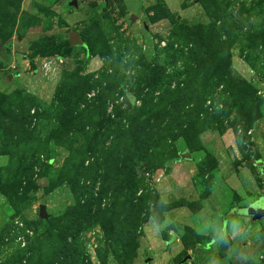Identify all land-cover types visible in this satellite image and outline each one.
<instances>
[{"label":"rangeland","instance_id":"rangeland-1","mask_svg":"<svg viewBox=\"0 0 264 264\" xmlns=\"http://www.w3.org/2000/svg\"><path fill=\"white\" fill-rule=\"evenodd\" d=\"M72 1L0 0V117L14 124L0 140V186L10 188L0 191V264H26L39 252L55 254L49 264H264V217L249 214L264 206V0ZM86 23L95 28L88 58L80 35ZM177 35L175 48L197 51L191 64L198 80L220 74L223 82L204 106L199 96L185 105L191 115L181 125L190 131L172 120L165 133L168 121L152 110L161 91L145 87V74L167 64ZM90 75L101 85L79 99V110L96 108L98 122L108 115L115 122L94 149L113 164L126 160L142 184L113 203L97 183V204L79 230V216L66 214L85 204L80 193L68 181L46 188L69 156L65 145L81 161L106 135L97 123L83 127L72 117L64 126L50 107L80 95ZM225 82L235 94L221 93ZM96 97L106 102L89 106ZM31 101L37 106L26 117L22 103ZM172 145L190 159L174 160ZM24 176V188L10 187ZM42 204L48 218L40 217ZM61 231L74 247L67 258Z\"/></svg>","mask_w":264,"mask_h":264},{"label":"trees","instance_id":"trees-1","mask_svg":"<svg viewBox=\"0 0 264 264\" xmlns=\"http://www.w3.org/2000/svg\"><path fill=\"white\" fill-rule=\"evenodd\" d=\"M87 25L80 31V35L82 40L85 43L86 51H87V58L89 57L91 52H94V44H92V34L95 30L94 26L92 24L86 23ZM195 27V29H198V27H201L198 25H183V29H190ZM181 28V29H182ZM176 33V32H175ZM194 36V35H193ZM196 39V37H194ZM176 41H172L167 49V64H160L159 62L155 63V66L148 69L149 71L146 72V84L145 87H152L156 91H161L160 95L157 96V101H153V112H158V114H163L165 117V120L168 121L165 129V133H171L167 129L171 128L172 120L177 124L178 131H190V128H182L181 125L184 121L188 120V117L191 115V113L187 114L185 110V105L190 102L192 99H194L196 96H199L201 99V106H204V100L209 94H213L215 92L216 86L219 85V83L223 82L222 78L223 75H218L219 77L216 81L209 80L207 77H204L202 82H200L198 79L197 70L191 64V61L195 56H197L196 49L189 48H181L177 47L175 48V45L180 42L181 37L177 35ZM64 43V40H57L54 43V48H59L56 46H60ZM35 56H32V58ZM182 60L184 61L183 67L178 66V61ZM173 68L171 71L168 72V68ZM106 73V72H105ZM102 75V79L104 80L106 77V74ZM94 77V76H93ZM90 79H92V75L89 76V83L85 81L83 84L85 86L81 87L80 95L76 93H72L70 97L68 98V102L65 103L62 102V98H59L57 101V104L55 105L56 108H53L51 106V109H59L60 110H54L56 116L58 117L60 123H62L65 126L66 119H72L74 124H77L78 121L79 125H82L83 127L88 126L93 123H97L100 126V129H103L104 132V140L102 142H98L99 138H95L94 134L93 137L95 138V142H91L89 144L87 154L88 156H85L81 161L80 159H76V156H79L77 153L74 154V147L69 148L70 145H65L69 149V156L65 160L62 168H60L58 175L56 176L55 182L51 183L49 186H47L46 190L49 192L51 189H54L55 187L59 186V184L63 183L64 181H68L73 192L80 193V198L84 199L85 204L79 205V202L76 206V208L72 207L67 211V216L73 217V214H77L79 216V220H73L75 222V226L78 228L79 224V230L83 225V221L85 219H89V212L92 210L93 204L96 203L95 200H93L95 188L97 183H100L99 194L102 197H106L110 202L113 201V203L116 201H120V195L127 192L128 194H134L139 186H141L142 181L137 176L135 172H132V170L129 169L128 163L126 160H116V162L113 164L111 160L104 155H98V151L94 149V147L100 146L98 143H105L106 138L110 135L111 132H114L111 130L112 124L115 123L113 119L111 118V115H108L107 117L103 118V121L98 122L97 117V111L95 109L86 108L85 110H79V106L77 105L79 99H87L86 94L92 89L96 88L97 86L101 85V80H93V82H90ZM174 81H177V86L175 88H172V83ZM182 84H184L182 86ZM244 86V87H243ZM241 89L242 92L241 96L245 97L246 89H247V83L245 82V85H243ZM231 92L235 94V90L230 87L228 82H225V88L222 89L221 93H228ZM107 95V94H106ZM109 96V95H108ZM1 100V99H0ZM96 101H101L105 103L104 100H100L99 97H96L92 103L89 104V106H94ZM143 102H146V98H143ZM22 109L24 110L23 114L27 117L30 115V110L33 106H37V104H34V101L29 102L28 106L24 103H22ZM0 105H3L0 103ZM97 108H100L98 105H96ZM146 107V104L143 103V112L144 108ZM194 108L190 109L194 112V114H198V108L199 106H193ZM105 108V106L102 105V110ZM147 108V107H146ZM50 109V110H51ZM208 110L207 108L205 109ZM53 111V110H52ZM192 112V113H193ZM105 114V111H103ZM186 113V114H184ZM210 113V112H208ZM47 112L42 113L41 115H45ZM87 117L88 122L83 123L84 117ZM104 116V115H103ZM72 117V118H71ZM108 124V125H104ZM201 125V124H200ZM199 125L198 131L200 130L201 126ZM10 126L14 129L13 121L6 120L4 117H0V140L2 141L3 137H8L9 135V128ZM247 126L244 125V131L246 130ZM90 129H93L92 125L90 126ZM172 136V134H170ZM154 142L152 143L153 147ZM172 149L169 150V155L172 156L174 160L180 161V160H189V152L180 151L176 148H173V145L171 146ZM170 147V148H171ZM110 148V147H109ZM112 150V149H111ZM94 158V159H93ZM146 160V158H144ZM86 160L89 161L88 164L86 163ZM262 171V170H261ZM27 179H29L28 176H26ZM24 177H18L15 180L12 181L10 184V187L14 188H24ZM30 180V179H29ZM28 185H36V182L29 181ZM10 188L8 186H0V191H2L4 194L8 193ZM79 195V194H78ZM86 197V198H84ZM80 199V200H81ZM79 200V201H80ZM118 201V202H119ZM100 203V202H99ZM97 204V203H96ZM111 216L114 218L117 216V210L115 207L113 209L110 208ZM66 232H59L57 234V239L64 240L65 243H62V252L61 257H68V251L72 248L74 249L73 245L67 242L66 240ZM200 242V241H198ZM55 255V254H54ZM54 255L44 254V253H37L36 258L33 260L26 259V264H49L51 261V258H53ZM57 259H60L59 256H57ZM132 259V258H131ZM131 261V260H130Z\"/></svg>","mask_w":264,"mask_h":264},{"label":"water","instance_id":"water-1","mask_svg":"<svg viewBox=\"0 0 264 264\" xmlns=\"http://www.w3.org/2000/svg\"><path fill=\"white\" fill-rule=\"evenodd\" d=\"M110 0H105L106 3H108ZM71 5H77V0H73L71 3ZM249 214L252 215V218L254 219L255 217L258 218H263L264 217V206H258V207H254ZM40 217L41 218H48L49 217V213L47 212V205L46 204H42L40 206ZM190 256L187 255L186 258H184V262L189 258Z\"/></svg>","mask_w":264,"mask_h":264},{"label":"built area","instance_id":"built-area-1","mask_svg":"<svg viewBox=\"0 0 264 264\" xmlns=\"http://www.w3.org/2000/svg\"><path fill=\"white\" fill-rule=\"evenodd\" d=\"M50 63H51V62H45L44 65H45L46 67H49V66H50Z\"/></svg>","mask_w":264,"mask_h":264}]
</instances>
